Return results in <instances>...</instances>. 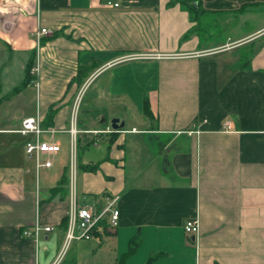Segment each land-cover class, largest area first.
<instances>
[{"label":"crops","instance_id":"crops-1","mask_svg":"<svg viewBox=\"0 0 264 264\" xmlns=\"http://www.w3.org/2000/svg\"><path fill=\"white\" fill-rule=\"evenodd\" d=\"M185 2L0 0V264H55L78 97L79 198L118 194L120 218L58 264H264V0ZM195 11L238 13L240 37L211 45L197 26L185 36ZM40 27L51 31L38 40ZM124 112L136 121L122 130L86 131ZM36 114L61 146L39 170L25 147L33 135L19 130ZM36 222L53 229L25 235Z\"/></svg>","mask_w":264,"mask_h":264},{"label":"built area","instance_id":"built-area-1","mask_svg":"<svg viewBox=\"0 0 264 264\" xmlns=\"http://www.w3.org/2000/svg\"><path fill=\"white\" fill-rule=\"evenodd\" d=\"M110 5L113 4L118 6V2H108ZM51 30L47 27H40L35 32L38 40L44 34H48ZM146 54H132L130 57H141ZM156 57L170 56V54H152ZM178 55V54H175ZM33 70H38V64L33 67ZM81 91L79 94H81ZM79 100L75 104L71 123L69 127V133L71 138L70 147V161H69V201L70 208L68 213V223L64 242L60 253L55 261L58 264L64 257L68 250L71 242L75 239H91L97 234L94 232L95 229L102 230L104 227L115 228L119 223L120 209L118 207V194H103L101 200H80L77 191V176H78V146H79V134L84 129L79 127L78 124V111H79ZM223 129H229V123L226 121L223 123ZM24 134H32L33 136L28 139L25 143L26 151L35 157L37 170L42 167L51 166L53 158L51 156L58 153L61 149L60 143L53 139H44V133L54 134L55 129L51 127H45L42 124L41 117L36 115H28L23 118L21 127L19 129ZM114 130H122L121 128L116 129L111 124L103 129H92L86 131H93L94 133L99 132H110ZM45 155H49V158H45ZM184 230L189 233H196L199 229L198 220L196 217L186 218L183 223ZM42 229L51 230V225H41L36 222L33 226L24 227L23 233L27 236L38 238ZM37 264V263H36Z\"/></svg>","mask_w":264,"mask_h":264},{"label":"rangeland","instance_id":"rangeland-1","mask_svg":"<svg viewBox=\"0 0 264 264\" xmlns=\"http://www.w3.org/2000/svg\"><path fill=\"white\" fill-rule=\"evenodd\" d=\"M236 15H237L236 18H233V19L228 18L226 21V20H221L219 17L213 18L212 15H210V13H201V11H197V12L195 11V12H193V16L195 18L200 17L202 20L200 22H196L195 25L193 26L192 30H194V27L197 26V28H195V29H198L196 32L201 37L202 40H205V41L210 40L211 45H222L221 43L224 42L226 37L234 38V39H237L238 37H240V36H237V35H239L238 24L241 22L240 19L242 17L238 16V13H236ZM234 28H236V29H234ZM235 30H236V33H235ZM237 49H242L240 52L244 53L243 48L238 47ZM119 116L122 117L121 118L122 120H125L124 118H126L125 112H124V114H120ZM119 116H115V117H119ZM112 117L108 116V119L111 120ZM128 117H130V118H126L128 120L127 126L130 125V122L136 121V119L134 117V113H133V115L129 114ZM131 119L134 121H130ZM77 191H78V195H81L80 194V188H77ZM75 240L77 241L79 239H75ZM75 240H73L71 242V244ZM88 241H91V240H88ZM73 253H74V250H71L68 253L69 254L68 260H71L70 258L73 256ZM96 259H99V258H95V260ZM100 261H103V260H100Z\"/></svg>","mask_w":264,"mask_h":264},{"label":"trees","instance_id":"trees-1","mask_svg":"<svg viewBox=\"0 0 264 264\" xmlns=\"http://www.w3.org/2000/svg\"><path fill=\"white\" fill-rule=\"evenodd\" d=\"M184 2H185V0H184ZM190 5H192V4H190ZM190 5H187L188 6V9L189 10H192ZM191 31H192V29H189L185 33V36H187L188 33L191 32ZM33 64H34V59L33 60H30L29 63H28V65H27V75L26 76H28V78L18 88H16L17 90L18 89H21L22 87H24L25 85H27L28 82H30V79H31L30 73H31V68H32ZM144 110H145V113L146 114H149V107L147 105V101L146 100H145V103H144ZM53 114H54V111L52 110V112L49 113V117L53 116ZM68 180H69L68 175H64L62 177L61 181H60V185L58 186V188H56V190L64 189V186L63 185L66 184V183H68ZM63 222L66 223V224L68 223V216L64 218ZM94 232L96 234H98L99 233V229H95ZM131 243H132L131 249H133L134 248V239H132V242ZM71 264H74V263H71ZM115 264H128V263L126 262L125 259L122 258L118 262H116ZM144 264H151V262L149 260V261H147Z\"/></svg>","mask_w":264,"mask_h":264},{"label":"water","instance_id":"water-1","mask_svg":"<svg viewBox=\"0 0 264 264\" xmlns=\"http://www.w3.org/2000/svg\"><path fill=\"white\" fill-rule=\"evenodd\" d=\"M111 124L114 128L119 129L124 127L125 120H122L120 117H114L111 119Z\"/></svg>","mask_w":264,"mask_h":264}]
</instances>
